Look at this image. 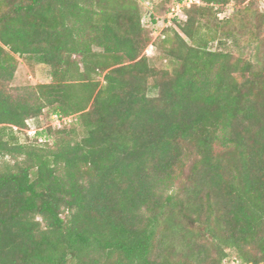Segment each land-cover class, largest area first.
<instances>
[{"label":"trees","instance_id":"1","mask_svg":"<svg viewBox=\"0 0 264 264\" xmlns=\"http://www.w3.org/2000/svg\"><path fill=\"white\" fill-rule=\"evenodd\" d=\"M142 1L0 0V264H264V35L254 61L209 47L249 0L154 42ZM17 57L51 82L12 87ZM47 108L74 121L30 138Z\"/></svg>","mask_w":264,"mask_h":264},{"label":"rangeland","instance_id":"2","mask_svg":"<svg viewBox=\"0 0 264 264\" xmlns=\"http://www.w3.org/2000/svg\"><path fill=\"white\" fill-rule=\"evenodd\" d=\"M193 5H202V1L184 0L182 3H177L176 0H150L140 2L143 13V25L148 33H151V41H156L166 27L172 26L175 19L182 21L181 24L183 25L185 23L183 21L186 20L185 10ZM218 18L221 21L223 20L222 29L234 32L237 39L225 48H219L217 43L211 44L209 47L213 50L226 49L231 51L236 58L253 60L251 57H254L256 39L264 35V0H249L242 5L230 3L226 10L218 15ZM202 22L204 24L200 27V32L203 33L206 31L207 25L216 26L214 25L213 15H210L209 19L203 18ZM146 55L153 66L159 69H172L169 61L164 59L156 47L149 46L146 50ZM17 59L19 64L11 82L12 87L26 88L51 82L47 66L37 63L35 60L21 57H17ZM156 94L157 91L153 89L149 93L150 96H155ZM52 115L51 109L47 108L40 117L29 120L26 130L28 136L32 138L35 137V133L46 131L49 127L58 129L74 121V117L66 118L69 120L63 123L60 122L59 127L58 123H56L57 121L53 120ZM7 160L11 161L10 158H7ZM229 256L227 264H241L240 262H235V259H238L235 252L230 251Z\"/></svg>","mask_w":264,"mask_h":264},{"label":"built area","instance_id":"3","mask_svg":"<svg viewBox=\"0 0 264 264\" xmlns=\"http://www.w3.org/2000/svg\"><path fill=\"white\" fill-rule=\"evenodd\" d=\"M186 2V1H185ZM200 3V2H199ZM178 6H180V5H178ZM52 118H53V120H56L57 122L56 123H58V126L60 127V122H66L67 120H69V119H66V118H61L60 116H58V115H55V114H53L52 115ZM53 128H56V127H53ZM59 129V128H58ZM36 134V133H35Z\"/></svg>","mask_w":264,"mask_h":264}]
</instances>
